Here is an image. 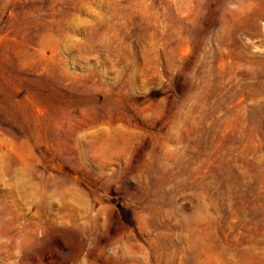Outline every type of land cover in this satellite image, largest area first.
Segmentation results:
<instances>
[{
  "label": "rangeland",
  "instance_id": "obj_1",
  "mask_svg": "<svg viewBox=\"0 0 264 264\" xmlns=\"http://www.w3.org/2000/svg\"><path fill=\"white\" fill-rule=\"evenodd\" d=\"M0 264H264V0H0Z\"/></svg>",
  "mask_w": 264,
  "mask_h": 264
}]
</instances>
